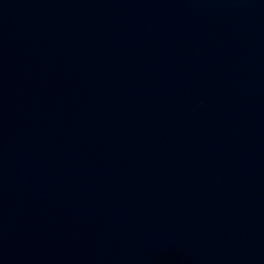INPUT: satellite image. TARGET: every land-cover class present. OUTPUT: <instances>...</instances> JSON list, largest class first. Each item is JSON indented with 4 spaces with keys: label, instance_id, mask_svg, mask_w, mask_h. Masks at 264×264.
<instances>
[{
    "label": "water",
    "instance_id": "obj_1",
    "mask_svg": "<svg viewBox=\"0 0 264 264\" xmlns=\"http://www.w3.org/2000/svg\"><path fill=\"white\" fill-rule=\"evenodd\" d=\"M0 264H264V0H0Z\"/></svg>",
    "mask_w": 264,
    "mask_h": 264
}]
</instances>
